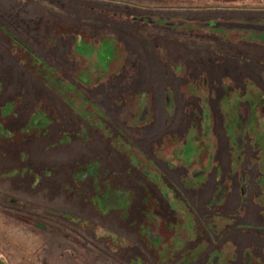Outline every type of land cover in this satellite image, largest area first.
I'll use <instances>...</instances> for the list:
<instances>
[{"label": "rangeland", "instance_id": "obj_1", "mask_svg": "<svg viewBox=\"0 0 264 264\" xmlns=\"http://www.w3.org/2000/svg\"><path fill=\"white\" fill-rule=\"evenodd\" d=\"M260 30L264 0H0V264H264L223 202L263 157Z\"/></svg>", "mask_w": 264, "mask_h": 264}, {"label": "flooded vegetation", "instance_id": "obj_2", "mask_svg": "<svg viewBox=\"0 0 264 264\" xmlns=\"http://www.w3.org/2000/svg\"><path fill=\"white\" fill-rule=\"evenodd\" d=\"M181 8L184 9V7H181ZM183 24H184L183 26L186 28V25H185L186 23H183ZM231 24L232 23H229V25H231ZM169 25H171V24H169ZM172 26L175 27L176 29H177V27H179L178 24H176V23H175V26L174 25H172ZM228 26L227 25H225L224 27H221V26L218 27L217 26V28L215 29V33L221 35V32L224 31ZM197 27H198V25H196V28H194V29H197ZM203 27H204L203 29H205V28H208L211 30L214 29L208 23L206 25H204ZM228 28H230V27H228ZM248 30L250 32L251 28H249ZM263 34H264V31L260 30L254 36H256L257 39H260V41H262L260 36H262ZM62 40L64 41L65 39H62ZM263 43H264V40H263L262 44ZM246 115L247 116H246L245 123H244L245 126H247L248 123H250V111L248 112V108H247V114ZM248 116H249V118H247ZM238 119L239 118H237V122H238ZM238 123H240V121ZM258 141L259 140H257V142H255V144H257ZM252 145H253V143H252ZM236 146H237V142H236ZM237 149L239 150L240 146ZM260 153L263 154V157H261V159L259 160L261 166H257L258 168L256 167L257 169H259V171H258V176H256L255 179L256 178H258V179L256 180V182L254 181V186L252 187V192H251V175H250V173L246 172L245 175H243L242 195L244 194V191L246 189V200L241 201L240 203H242V204H237L239 201H223V202L225 203V205L227 207H229V208L232 207L233 212L240 211V213L238 212L239 214H232L231 215L232 219L233 218L235 219L237 216L240 218H244L243 214L246 213V219L244 218V221L242 219H240V220H242V223H238V224L234 225L235 228H238V229L244 228V229H248V230H252V231H260L264 235V221L260 222V220H258V218L256 217L257 212H259V213L264 212V149L261 150ZM214 202L218 203L220 201H214ZM215 220H216V218H213V219H211V221H212L211 222L210 220L207 219V222L205 223V228L216 232V229H215L216 224L213 222Z\"/></svg>", "mask_w": 264, "mask_h": 264}, {"label": "trees", "instance_id": "obj_3", "mask_svg": "<svg viewBox=\"0 0 264 264\" xmlns=\"http://www.w3.org/2000/svg\"><path fill=\"white\" fill-rule=\"evenodd\" d=\"M111 51V50H110ZM111 53V56H113V53H115V51H114V49H113V51H111L110 52ZM41 75V74H40ZM43 77V80H44V82L45 83H49V84H51V82L52 81H54V79H51V78H49L48 76H46V75H42ZM55 82V81H54ZM56 83V82H55Z\"/></svg>", "mask_w": 264, "mask_h": 264}]
</instances>
